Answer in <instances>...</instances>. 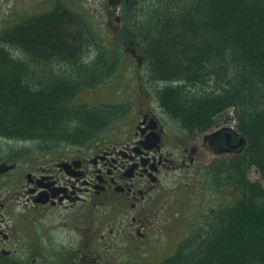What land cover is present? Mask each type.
<instances>
[{
	"label": "trees",
	"instance_id": "1",
	"mask_svg": "<svg viewBox=\"0 0 264 264\" xmlns=\"http://www.w3.org/2000/svg\"><path fill=\"white\" fill-rule=\"evenodd\" d=\"M114 9L112 41L60 14L12 39L0 33V136L51 148L122 119V106L75 99L113 79L131 45L149 81L166 83L154 94L176 120L202 130L232 111L246 143L230 162L243 196L160 264H264V186L248 175L254 167L264 179V0H120ZM80 51L90 59L80 62Z\"/></svg>",
	"mask_w": 264,
	"mask_h": 264
},
{
	"label": "flooded vegetation",
	"instance_id": "2",
	"mask_svg": "<svg viewBox=\"0 0 264 264\" xmlns=\"http://www.w3.org/2000/svg\"><path fill=\"white\" fill-rule=\"evenodd\" d=\"M10 1L0 0L9 39L13 29L38 27L49 15L87 24L61 0H27L30 15ZM139 89L135 112L128 107L122 123L42 148L32 160L23 159L27 150L0 157L7 166L0 169V264L165 260L243 196L230 162L245 143L229 112L197 130ZM189 210L192 227L177 228L176 218Z\"/></svg>",
	"mask_w": 264,
	"mask_h": 264
},
{
	"label": "rangeland",
	"instance_id": "3",
	"mask_svg": "<svg viewBox=\"0 0 264 264\" xmlns=\"http://www.w3.org/2000/svg\"><path fill=\"white\" fill-rule=\"evenodd\" d=\"M14 2L22 14L30 15L35 13L31 5V1L27 0H11L10 2ZM64 3H67L70 11L75 16L80 17L81 19H85L86 22H91L93 28L98 32L100 35H103L108 40L112 41L116 35L118 34L119 24L114 21V13H112L114 4L110 0H61ZM116 5V4H115ZM85 6V7H84ZM24 7V9H23ZM17 8L15 11H18ZM86 12V14H85ZM110 14L111 17H108ZM14 15L19 16V13L14 12ZM86 15V16H85ZM73 26V25H72ZM74 27V26H73ZM4 32L2 28H0V33ZM10 52L14 57L17 55V50L15 51L10 46ZM125 47H128L125 45ZM88 50V49H87ZM126 59L122 61L123 64L120 65V68L116 70L114 73L113 79L110 81L103 83L101 87H95L93 90L83 91L82 94L75 99V102H83L85 101L89 105L99 106V105H112L115 104H125L123 110L129 107L128 112L130 114L135 112L137 107L136 101L140 97V89L139 87L142 86L145 91H148L149 94L155 98L154 90L159 87L160 85L166 83L160 82H152L149 81L147 75L145 73V68L142 66L141 57L138 53L135 52L136 55L140 57V64L136 61L135 55L129 52L128 49L125 48ZM123 51V52H124ZM90 52L87 54L83 51H80L78 55L79 61H85L90 59ZM89 56V58H88ZM50 69L53 72H57V67L53 66ZM12 74V73H11ZM14 75V74H13ZM26 77V76H25ZM151 99L154 103L155 99ZM221 120V119H219ZM122 122H115L112 125H116ZM109 130H106L105 134H108ZM62 143L58 144L61 145ZM56 145V146H58ZM55 147V146H53ZM52 147V148H53ZM21 150H27L26 156L23 159L32 160L33 155H36L40 148H38V142H28L23 140H15V139H6L3 136H0V157L4 158L6 154L10 152H20ZM37 151V153H36ZM7 158L9 156L7 155ZM4 160V159H3ZM249 179L252 181L259 180L261 185L264 186V179L260 177L258 172L254 167H252L249 172ZM183 190L182 187L179 188ZM185 192L182 194L184 195L187 191L184 189ZM182 193V192H181ZM238 196V195H237ZM174 203V202H173ZM192 210L187 211V214L184 217H178L175 220V224L178 227H186L188 225H193V218L194 213L190 214ZM193 229V228H191ZM163 259H155L153 262H148L149 264H158ZM109 264H119L116 260H109Z\"/></svg>",
	"mask_w": 264,
	"mask_h": 264
},
{
	"label": "water",
	"instance_id": "4",
	"mask_svg": "<svg viewBox=\"0 0 264 264\" xmlns=\"http://www.w3.org/2000/svg\"><path fill=\"white\" fill-rule=\"evenodd\" d=\"M110 1H112V0H110ZM112 2H117V1H112ZM118 20H119V15H116L114 17V21L117 23V22H119ZM129 52H131L133 55H135L136 61L138 62V64H140L141 63L140 62V57L135 54L134 50L133 49H129ZM5 166H6L5 164L1 163L0 164V169L2 170L3 168H5Z\"/></svg>",
	"mask_w": 264,
	"mask_h": 264
},
{
	"label": "bare ground",
	"instance_id": "5",
	"mask_svg": "<svg viewBox=\"0 0 264 264\" xmlns=\"http://www.w3.org/2000/svg\"><path fill=\"white\" fill-rule=\"evenodd\" d=\"M241 136L243 137V140L245 141V138H244V136L241 134Z\"/></svg>",
	"mask_w": 264,
	"mask_h": 264
}]
</instances>
